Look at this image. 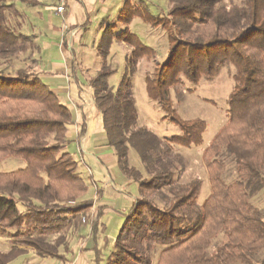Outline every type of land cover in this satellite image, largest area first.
<instances>
[{"label":"trees","instance_id":"1","mask_svg":"<svg viewBox=\"0 0 264 264\" xmlns=\"http://www.w3.org/2000/svg\"><path fill=\"white\" fill-rule=\"evenodd\" d=\"M16 2L36 6L35 0H0V163L6 159L24 163L0 172V238L10 244L0 251V264H12L30 250L41 259L68 262L70 241L82 219L87 218L84 223L92 237L101 209L90 212L93 200L82 199L87 187L78 162L65 150L74 117L39 73L27 66L38 63L33 38L13 30L6 18V12L21 16ZM166 2L164 14L150 15L144 1L124 0L116 22H105L97 41L101 65L87 82L91 103L102 120L105 145L113 149L122 175L137 184L139 196L122 212L108 256L103 259L94 248L95 262L264 264V212L252 203L264 189V0ZM134 18L166 34V59L155 62L145 83L148 97L179 128L176 141H163L137 126L132 76L145 52L129 29ZM114 41L131 48L116 90L107 82L113 73L107 58ZM16 60L25 66H14ZM222 67L233 71L227 121L202 149L210 192L197 205L200 181L176 183L161 148L198 146L205 125L181 120L171 109L169 90L184 81L196 86L201 79L211 80ZM76 69L73 64L74 78ZM84 120L78 138L85 132ZM130 149L147 177L128 163ZM222 151L234 162L237 178L230 183L222 179ZM219 234L223 241L209 253Z\"/></svg>","mask_w":264,"mask_h":264},{"label":"rangeland","instance_id":"2","mask_svg":"<svg viewBox=\"0 0 264 264\" xmlns=\"http://www.w3.org/2000/svg\"><path fill=\"white\" fill-rule=\"evenodd\" d=\"M132 1L137 3L139 0ZM142 1L147 4L150 15H161L168 9L166 0ZM41 3L42 5L35 7L16 2V12L21 14V16L6 12V18L13 30L22 32L26 29L31 34H37L36 42L40 45L42 52L43 68L45 64L48 66L49 60L59 58L61 55L60 50L57 48L59 39L61 38L55 32H57L56 27L61 26L62 18L56 16L52 10L57 5V0H41ZM68 5L72 7L75 5V2L70 0ZM109 14H113L114 17H111L108 21L104 20L106 24L116 22L115 15L117 17L118 9L110 10ZM101 16V12H94L89 15L85 26H82V28L78 27L84 34L82 42L85 44H81L82 46L76 45L74 49L83 57L84 64L82 66L76 64V66H80L77 69L80 70L78 79L79 85L83 88L84 92L79 95L80 97H78L76 92H74V95H70V99L67 96L64 97V101L69 104H82L83 102L87 104L89 100L91 101V97L89 99L91 89L87 86V82L101 65L100 59L96 56L97 41L105 23L101 19ZM51 25L55 28L51 29ZM129 29L143 44L145 52L143 58L136 63L135 72L132 76L133 98L138 111L137 126L153 132L163 141L172 139L176 141L177 137L181 134L179 128L169 119L164 118L167 113L161 110L160 106L148 97L145 83V75L153 71L155 62L161 63L166 59V34L161 28H154L138 18H134L131 21ZM45 42L49 44L47 45ZM130 51L131 48L122 43L114 41L111 45L107 63L113 69V73L107 82L114 90L117 89L126 71ZM26 64L27 66L29 65L31 71H37L38 68L35 64L29 62ZM14 66L21 67L25 65L16 60ZM232 72L229 67H222L211 80L201 79L196 86L184 81L182 84L176 86V88H170L169 90L171 109L181 120H199L205 125L201 136L202 141L198 146L192 145L186 148L173 145L170 146V150L168 151L165 150V147L161 148V157L165 158L167 156V160L171 162L176 183L184 184L194 179L200 181L201 186L196 199L197 205H200L210 192L208 177L202 159V149L209 144L220 127L227 121L225 117L226 100L233 87ZM44 83L48 85L46 81ZM88 106H86L85 110L88 128L86 127L85 132L78 138L77 133L79 129L71 126L68 133H71L72 136L67 137L69 142L65 150L78 162L77 171L84 179L87 187L82 199L93 200L94 207L90 212L93 213L95 209H101L97 232L91 237L92 240L89 243L91 241L96 242L95 248L98 250V253L101 252V256L104 259L111 251L112 244L122 225L123 217L121 214L128 210L134 198L139 196V189L136 183L129 182L122 175L116 165L115 157L114 160H111L109 155L113 154V149L105 146L101 140L104 131L99 130L96 132L95 124L97 118L96 116L92 117L90 106ZM91 107L97 113L93 106ZM219 158L225 164V171L222 175L224 182L230 183L235 181L237 177L231 156L222 151ZM128 163L138 169L144 177H147L144 165L132 149L128 153ZM23 166L24 163L20 160L6 159L0 163V172L16 170ZM252 203L264 212V189L252 198ZM82 224L80 225L79 232L82 234L85 231L83 236H89V226L86 225L82 229ZM222 241L223 235L219 234L212 240L208 252L210 253L215 250ZM9 247V242L5 238H0V251H6ZM155 258L156 254L154 262ZM12 264L67 263L52 259H41L30 250L26 255L18 258ZM101 264H104V261Z\"/></svg>","mask_w":264,"mask_h":264},{"label":"crops","instance_id":"3","mask_svg":"<svg viewBox=\"0 0 264 264\" xmlns=\"http://www.w3.org/2000/svg\"><path fill=\"white\" fill-rule=\"evenodd\" d=\"M36 6L42 5L41 0H35ZM70 0H66L67 6H66V13L62 18V24L59 27H56L57 32H55L56 35H60L59 44L57 48L60 50L61 55L59 58H52L49 60L48 66L42 64L44 61L42 57V52L40 49V45L37 44L36 38L37 34H31L30 32L22 31L23 34L27 36H31L34 40V43H36L38 50V63H37V72L41 76V79L43 81H46L48 85L50 86L51 90L55 92L62 103H64L69 110L71 111L73 117H74V127L77 129L80 128L83 120L85 123V130L86 127L88 128V124L86 122L85 117V110L86 106L90 108V112H92V117L96 116V132L99 130H103L102 126V120L98 113H95L91 108L92 103L89 100L88 103H71L64 101V97H69L70 95H74L76 92L78 97L79 95L83 94V88H80L81 86L77 83L79 80V71L77 70L78 67L82 66L84 64L83 57L79 53H77L74 49V47L82 46L81 44H85L82 42L83 39V33L81 32V29L78 27L85 26L88 22L89 15L92 13H99L101 12L102 16L101 19L104 21H108L111 19V17H114L113 14H109L110 10H116L121 8L124 0H73L75 2V5L70 7L68 5ZM109 3V5H107ZM16 6V5H15ZM35 6V7H36ZM53 10V9H52ZM52 12V11H51ZM57 16V15H56ZM59 17V16H58ZM116 18V15H115ZM105 22V21H104ZM103 22V23H104ZM102 23V24H103ZM54 29L55 27L51 25V29ZM71 29L74 31V35L68 40L67 39V32L66 30ZM131 30V29H130ZM132 32V31H131ZM133 33V32H132ZM40 34V33H39ZM99 39V38H98ZM45 44H49L45 42ZM123 44V43H122ZM124 45V44H123ZM65 46V47H64ZM86 47V45H85ZM47 53V52H45ZM73 64H79L80 66H76V76L77 78L73 76L72 72V66ZM48 67V69H47ZM90 99V95H89ZM92 110V111H91ZM97 114V115H96ZM67 137L72 136L71 133H67ZM101 140L104 142L105 145V134L102 135ZM101 141V142H102ZM106 146V145H105ZM111 157V160H114L113 154L109 155ZM86 227V224H82V229ZM85 233V231L83 232ZM81 234V232H78V234L74 235L70 241V248H71V254L68 255V262L67 264H96L95 262V245L94 242L91 241V236H83L84 234ZM80 250L82 251L80 253ZM70 257V258H69Z\"/></svg>","mask_w":264,"mask_h":264},{"label":"built area","instance_id":"4","mask_svg":"<svg viewBox=\"0 0 264 264\" xmlns=\"http://www.w3.org/2000/svg\"><path fill=\"white\" fill-rule=\"evenodd\" d=\"M53 12L55 15L63 17L66 13V0H57V5L53 8ZM66 32L67 39L69 40L74 35V31L68 29ZM82 222L84 223V220Z\"/></svg>","mask_w":264,"mask_h":264}]
</instances>
